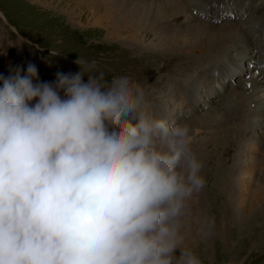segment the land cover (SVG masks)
Returning a JSON list of instances; mask_svg holds the SVG:
<instances>
[{"label": "clouds", "instance_id": "obj_1", "mask_svg": "<svg viewBox=\"0 0 264 264\" xmlns=\"http://www.w3.org/2000/svg\"><path fill=\"white\" fill-rule=\"evenodd\" d=\"M75 63L51 82L34 64L0 74V264H202L184 233L216 221L194 211L192 129L129 76Z\"/></svg>", "mask_w": 264, "mask_h": 264}, {"label": "rangeland", "instance_id": "obj_2", "mask_svg": "<svg viewBox=\"0 0 264 264\" xmlns=\"http://www.w3.org/2000/svg\"><path fill=\"white\" fill-rule=\"evenodd\" d=\"M189 1L0 0V74L7 76L16 66L26 72L27 65L34 64L40 79L51 82L58 71L78 72L75 61L79 56L95 60L106 80L129 76L143 87L151 113L187 123L192 129V150L203 163L208 182L194 211L215 217L216 227L206 238L195 237L191 245L185 241L186 247L202 264H264V197L253 199L264 180V163H260L264 161V127L251 125L262 119L264 89L252 99L244 130L231 139L221 141L214 133L216 124L209 123L224 115L226 105L234 106V98L256 78L257 65L249 60L253 37L249 31L264 23V0H207V7L183 8ZM245 10L252 12L245 14ZM108 22L125 26L111 29ZM200 24L236 25L245 36L226 56L207 60L202 47L209 35L194 29ZM240 165V173L233 171ZM243 167L251 169V183L244 181ZM244 192L246 198H237ZM242 211L255 218L253 247L245 246L246 232L233 225Z\"/></svg>", "mask_w": 264, "mask_h": 264}, {"label": "bare ground", "instance_id": "obj_3", "mask_svg": "<svg viewBox=\"0 0 264 264\" xmlns=\"http://www.w3.org/2000/svg\"><path fill=\"white\" fill-rule=\"evenodd\" d=\"M206 1L207 0H190L188 2V4H186V6H184L183 8L187 9L189 7L191 8V6L207 7L208 2H206ZM209 3H211V2H209ZM246 12L250 13L252 11L251 10H247V11L245 10V14H247ZM237 14L243 15V13H241L240 11ZM250 19L251 18H248V19H246V21H249ZM241 20L242 19H240L239 21H241ZM120 25H121V27L117 26V24H115V23H110V22L107 23V27L111 28V29H117L118 27L122 28L125 26L123 24H120ZM235 28H236V25L233 26L232 24H225L224 28H219L216 26H210L209 27L208 25L204 26L202 24H200V26L194 27V29L199 31L202 35H205V36L209 35L208 44L203 45V47H202L203 55L207 57L206 58L207 60L208 59H214L216 56H220V55L226 56L229 53L228 51H229L230 47H233L234 45H236L245 36V32L243 30L240 32V30L237 31ZM250 29H249L250 30L249 35H253V37H251L252 40H250V46L251 45L252 46L251 47L249 46V49H251L250 50L251 52L249 54V60L252 64L257 65L256 67L258 69H256V78L253 79L252 82H250L249 84L244 86V90H243V92L241 91L242 92L241 95H238V96H236V98H234L235 99L234 106L226 105V111L224 112V115H222L217 120H211L209 122V123H215L216 124L215 125L216 130L214 131V133L217 134L216 137H218L221 141H223V139H226L225 141H227V139H231L234 135L238 134V130H240V131L242 129L244 130V128H245V124H244L245 114H246V118H248V112L252 110L251 106L254 104L252 99L256 97L257 93L260 90L264 89V70H262L264 68V57L262 56V54L264 53V23L261 22L258 25L251 27ZM215 33H217L218 35L215 36ZM247 36H248V31H247ZM248 38H249V36H248ZM221 78H223V77H221ZM223 101H224L223 99L220 100V102H223ZM260 101H261V103H263V100L260 99ZM181 112L182 113L185 112L184 105L181 107ZM261 112H262L261 113L262 119L260 121L255 122V123H251V125H256L258 127H262V126L264 127V104L261 107ZM209 116L210 115H207V117H209ZM211 117H212V115L209 118H211ZM232 147H234V146H232ZM225 148L226 149H225L224 153H225V156H227L229 154L230 146L225 147ZM248 154H250V156H253V153H251V151H248ZM260 163L263 164L264 161L261 160ZM242 170H243L242 175H243L244 181H248L249 183L254 181V175H253L250 168L243 167ZM233 171H235L236 173H240L241 172V165L237 169L235 168V170H233ZM242 194L238 195L237 198H240V197L243 199L246 198V196H247L246 192H244V195H242ZM263 197H264V180H262L260 182V185L258 186L257 190L254 193L253 199H255V201H257L261 198L263 199ZM253 199H251V200H253ZM259 204H260V202H259ZM194 208H195V204H194ZM240 209H241V207H240ZM249 212H250V210H249ZM250 213H252V212H250ZM250 213H248V211L238 212L235 216V223L233 225L236 228H238V231H241L242 234H243V232H246L247 235H246L245 242H244L245 246L253 247L251 245H252L253 233H254L253 232L254 231L253 230V219H255V218H253ZM184 236H185V241H186L187 245L193 244L194 238L197 237V236H195L193 229H191L189 231H185ZM197 238H200V237H197ZM235 255H237V254H235Z\"/></svg>", "mask_w": 264, "mask_h": 264}]
</instances>
